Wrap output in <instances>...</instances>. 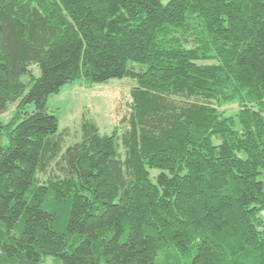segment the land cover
<instances>
[{
	"label": "trees",
	"instance_id": "trees-1",
	"mask_svg": "<svg viewBox=\"0 0 264 264\" xmlns=\"http://www.w3.org/2000/svg\"><path fill=\"white\" fill-rule=\"evenodd\" d=\"M163 1L0 0V264H264V0ZM124 78L64 151L50 97Z\"/></svg>",
	"mask_w": 264,
	"mask_h": 264
},
{
	"label": "rangeland",
	"instance_id": "rangeland-1",
	"mask_svg": "<svg viewBox=\"0 0 264 264\" xmlns=\"http://www.w3.org/2000/svg\"><path fill=\"white\" fill-rule=\"evenodd\" d=\"M170 0H164L167 4ZM36 76L41 75L38 65H33ZM24 80H28L25 77ZM136 81L130 78L113 79L108 83L94 84L86 87L81 81L77 80L66 85L58 94H54L48 101L49 112L59 117V132L64 133V151L74 143L82 140V125L85 120L94 121L103 134H111L118 130L120 135L129 127L128 119L131 114L132 88L136 86ZM16 105H10L7 112L0 115V122L6 124L12 118ZM223 109L228 116H236L239 112L237 103L226 105ZM35 110V105L31 104L28 111ZM4 144H8V138H4ZM121 153L124 156V149L121 146ZM260 180L264 181V170ZM53 174H61L58 165L55 163L49 168L47 173L41 174V180L45 181ZM152 174L156 176L157 170ZM54 177V176H52ZM45 264H52L49 258Z\"/></svg>",
	"mask_w": 264,
	"mask_h": 264
}]
</instances>
